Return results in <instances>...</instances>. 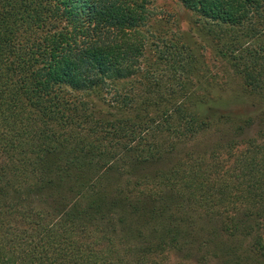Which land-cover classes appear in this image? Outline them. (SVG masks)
Masks as SVG:
<instances>
[{
  "label": "trees",
  "instance_id": "16d2710c",
  "mask_svg": "<svg viewBox=\"0 0 264 264\" xmlns=\"http://www.w3.org/2000/svg\"><path fill=\"white\" fill-rule=\"evenodd\" d=\"M148 1L0 0V264H264V0H178L251 113Z\"/></svg>",
  "mask_w": 264,
  "mask_h": 264
},
{
  "label": "rangeland",
  "instance_id": "374dc122",
  "mask_svg": "<svg viewBox=\"0 0 264 264\" xmlns=\"http://www.w3.org/2000/svg\"><path fill=\"white\" fill-rule=\"evenodd\" d=\"M146 8H148V11L144 12V24L138 31L142 33L138 36V42L143 51V53L138 57L140 66L152 61L154 55L153 50L156 45H160L170 37L179 38V34H182L183 32L189 33V35L194 38V45L197 48V52H201L203 54L202 61L205 63L206 68L215 81L209 89L210 96H213V98L216 96L220 101H230L231 109L234 112H254V108L248 103H252V101L256 102V97L253 96L252 98L245 95L240 96V88L236 78L231 77V79H229L228 75H225L226 71L223 61L219 59V57L214 54L203 41L202 43L198 42L196 32H194L191 28L194 18L189 11L180 5L178 0H149L146 3ZM199 44L204 47L201 48ZM119 85L120 84L118 83V86ZM112 92L113 90L109 89L108 92L102 94L107 99ZM100 100H102V97ZM240 100L245 101L240 102ZM213 102L215 103V100ZM109 104H113V102L109 101ZM262 120V116L260 118H255L247 127H245V130L240 135L247 136L255 133L259 127L264 128ZM224 131L225 132L223 133L228 135V130L224 129ZM223 133H217L215 132V129H213L210 130V132H204L203 134L198 135L194 140L185 141L180 145L178 144L179 146L177 145V148L181 149L180 152L185 149H191L193 152H199L204 149H208L216 137L226 135Z\"/></svg>",
  "mask_w": 264,
  "mask_h": 264
}]
</instances>
